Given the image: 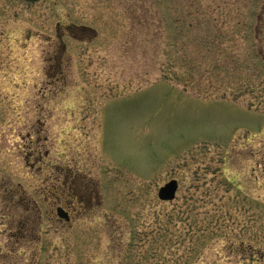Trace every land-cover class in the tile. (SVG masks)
Returning <instances> with one entry per match:
<instances>
[{"label":"rangeland","instance_id":"1","mask_svg":"<svg viewBox=\"0 0 264 264\" xmlns=\"http://www.w3.org/2000/svg\"><path fill=\"white\" fill-rule=\"evenodd\" d=\"M0 264H264V0H0Z\"/></svg>","mask_w":264,"mask_h":264},{"label":"water","instance_id":"2","mask_svg":"<svg viewBox=\"0 0 264 264\" xmlns=\"http://www.w3.org/2000/svg\"><path fill=\"white\" fill-rule=\"evenodd\" d=\"M25 1L33 2L37 0H25ZM177 188H178V182L176 179L172 178L159 187L157 196L161 200H172L175 198ZM56 212L59 217L66 220L69 219L68 212L64 210L62 207L58 206L56 208Z\"/></svg>","mask_w":264,"mask_h":264}]
</instances>
